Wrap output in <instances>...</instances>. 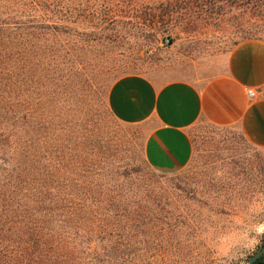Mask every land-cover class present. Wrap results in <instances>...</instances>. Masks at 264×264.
I'll return each instance as SVG.
<instances>
[{"label":"rangeland","instance_id":"1","mask_svg":"<svg viewBox=\"0 0 264 264\" xmlns=\"http://www.w3.org/2000/svg\"><path fill=\"white\" fill-rule=\"evenodd\" d=\"M77 1L87 4L80 8L74 36L60 38L64 49H59L55 85L40 101L48 162L53 167L67 137L80 134L87 144L84 155L108 175V185L154 189V264H248L264 242V149L247 143L235 128L199 124L191 132L189 165L155 171L143 158L146 128L117 121L106 97L110 85L125 75L156 83L206 82L236 43L264 41V23L258 24L252 4ZM103 2L117 15L115 23L99 25ZM161 2H179L185 10L168 15L163 7H151ZM31 101L39 104L35 95Z\"/></svg>","mask_w":264,"mask_h":264},{"label":"trees","instance_id":"2","mask_svg":"<svg viewBox=\"0 0 264 264\" xmlns=\"http://www.w3.org/2000/svg\"><path fill=\"white\" fill-rule=\"evenodd\" d=\"M219 1L252 4L264 23V0ZM83 4L0 0V264H154V189L108 185L80 134L67 137L56 167L48 162L40 101L55 85L60 38L74 36ZM110 7L101 4L100 26L117 21ZM151 7L185 10L179 2ZM254 264H264V255Z\"/></svg>","mask_w":264,"mask_h":264},{"label":"crops","instance_id":"3","mask_svg":"<svg viewBox=\"0 0 264 264\" xmlns=\"http://www.w3.org/2000/svg\"><path fill=\"white\" fill-rule=\"evenodd\" d=\"M248 90L255 91L253 99ZM106 102L120 123L146 128L143 158L155 171L189 165L194 151L191 132L199 124L235 128L247 143L264 149V41L234 45L222 68L203 83L121 76L110 85Z\"/></svg>","mask_w":264,"mask_h":264},{"label":"water","instance_id":"4","mask_svg":"<svg viewBox=\"0 0 264 264\" xmlns=\"http://www.w3.org/2000/svg\"><path fill=\"white\" fill-rule=\"evenodd\" d=\"M264 255V243L260 247V249L250 257L248 264H254L256 260H258L261 256Z\"/></svg>","mask_w":264,"mask_h":264},{"label":"built area","instance_id":"5","mask_svg":"<svg viewBox=\"0 0 264 264\" xmlns=\"http://www.w3.org/2000/svg\"><path fill=\"white\" fill-rule=\"evenodd\" d=\"M165 43L168 44V40H166ZM247 96H248L250 99H253L254 96H255V91H253V90H248V91H247Z\"/></svg>","mask_w":264,"mask_h":264},{"label":"flooded vegetation","instance_id":"6","mask_svg":"<svg viewBox=\"0 0 264 264\" xmlns=\"http://www.w3.org/2000/svg\"><path fill=\"white\" fill-rule=\"evenodd\" d=\"M256 261H257V260H256ZM256 261H255V262H256Z\"/></svg>","mask_w":264,"mask_h":264}]
</instances>
